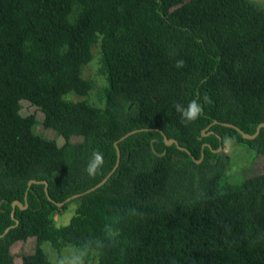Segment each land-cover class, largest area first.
I'll use <instances>...</instances> for the list:
<instances>
[{"label": "trees", "instance_id": "16d2710c", "mask_svg": "<svg viewBox=\"0 0 264 264\" xmlns=\"http://www.w3.org/2000/svg\"><path fill=\"white\" fill-rule=\"evenodd\" d=\"M96 44L101 105L89 100L95 82L82 74ZM21 99L42 111L61 144L34 131ZM193 100L203 115L182 123L175 105ZM221 121L247 133L264 121V6L0 0V264H16L11 244L30 236L34 250L19 264H54L42 241L75 246L93 264H264V172L232 180L228 158L212 150L220 137L264 155V127L245 138ZM141 128L116 143L119 161L102 185L60 206L75 203L56 225L53 200L99 182L114 164L113 142ZM94 151L104 164L89 176ZM25 190L17 223L2 234Z\"/></svg>", "mask_w": 264, "mask_h": 264}, {"label": "rangeland", "instance_id": "374dc122", "mask_svg": "<svg viewBox=\"0 0 264 264\" xmlns=\"http://www.w3.org/2000/svg\"><path fill=\"white\" fill-rule=\"evenodd\" d=\"M253 1L260 6H264V0ZM91 52L92 57L87 64L83 65L82 74L85 78L92 79L95 82V87L90 91L88 96L89 100L94 104L101 105L102 101L100 94L103 87L106 85V78L104 73L101 71L97 44L92 46ZM77 97L78 96H75V98ZM21 103L22 105L19 110L21 114L33 112L35 115L36 120L33 124L34 131L45 137L54 139L58 145L61 144L63 141L62 136L58 135L54 129L46 127L42 124V111L31 104L27 99H21ZM70 139L72 141H79L81 140V136L71 135ZM219 152L228 158V162L225 166V173L228 175V178H231L232 180H240L243 177L255 172H264V155L253 153L240 143L232 142L229 139L224 138ZM74 207L75 203L70 201L67 203L65 208H61L60 206L56 208L53 212L54 223L59 225L67 222L74 211ZM34 247L35 241L33 236L27 237L23 241H14L11 244V251L14 254V262L16 264L21 263V254L23 252L33 251ZM42 247L54 264H71V262L76 258H79V260L82 261V264H93L92 260L84 262L82 258V251L75 246L65 245L56 249L52 247L49 242L42 241Z\"/></svg>", "mask_w": 264, "mask_h": 264}, {"label": "water", "instance_id": "95a60500", "mask_svg": "<svg viewBox=\"0 0 264 264\" xmlns=\"http://www.w3.org/2000/svg\"><path fill=\"white\" fill-rule=\"evenodd\" d=\"M216 121H217V120H213L212 122H216ZM220 123H221L222 125L230 126V127L235 128V129L238 130V131L241 133V135H242L243 137H245V138H252V137H254V136L257 134V132L259 131L260 127H264V121H260V122H258V123L256 124L255 129H254V131H253L252 133H247V132H244L243 130H241L238 126H236L235 124H233V123H231V122L221 121ZM207 126H208V125H207ZM207 126H206L205 128H207ZM139 130H144V128L130 130V131L126 132L125 134L121 135L117 140H115V141L113 142V145H114V148H115V161H114V164H113V166L111 167V169L106 173V175H105V176H104L99 182H97L96 184L92 185L91 187L87 188V189L84 190V191L72 193V194L66 196L64 199H62V200H60V201H54V200H53V202L55 203V205L59 207V206H61L65 201L70 200L71 198L76 197V196H78V195H80V194H82V193L85 194V193H87V192H90V191L96 189L97 187H99L100 185H102V184L106 181V179L108 178V176H109V175L115 170V168L117 167V164H118V161H119V150H118V147H117L116 143H117L118 141L124 139L126 136H128V135H130V134H132V133H135V132H137V131H139ZM208 131H209V130H208ZM208 131H207V132H208ZM204 133H205V132H204L203 130H201V134H204ZM161 134H162V141L164 142L165 145H168V144H170L171 142H174L178 147L182 148L181 146L178 145L176 139H174V138L167 139L166 136H165L163 133H161ZM218 140H219V144H218V146H217L215 149H212V150H218V151H219V149L221 148L220 137H218ZM152 141H153V140H150V148H151V151H152L153 153H155V150H154V148L152 147V144H151ZM202 147H203V143L200 145V155H199V158H194V157L191 155V157H192V159H193L194 161H199V160L202 158ZM185 150L188 152L187 149H185ZM160 154H163V152H161ZM35 181H37V180H35V179H29V180L27 181V184H29L30 182H35ZM43 182H44V191H45V193H46V185H45V181H43ZM25 193H26V190L24 191V196H23V198H24V204H23V205H21L20 202H19L18 200H16V199L11 201L10 217H11V219H13V223L7 225V227L4 228L2 234H4V233L7 231L8 227H10V226H12V225H14V224L17 223L16 218L13 216V208H14V205H15V204H16L17 206H19V207H21V206H25V205H26V202H25ZM2 234H1V235H2Z\"/></svg>", "mask_w": 264, "mask_h": 264}, {"label": "clouds", "instance_id": "9594fccd", "mask_svg": "<svg viewBox=\"0 0 264 264\" xmlns=\"http://www.w3.org/2000/svg\"><path fill=\"white\" fill-rule=\"evenodd\" d=\"M183 60H178L176 62V67L181 68L184 66ZM176 111L181 115V122L188 124L191 122L196 121L200 116L203 115V109L200 103L196 100L190 101L187 107L183 105L176 104L175 105ZM104 164V157L103 154L94 151L92 153V157L90 158L85 171L89 176H95L98 171L103 167ZM71 264H82V261L79 258L74 259Z\"/></svg>", "mask_w": 264, "mask_h": 264}]
</instances>
